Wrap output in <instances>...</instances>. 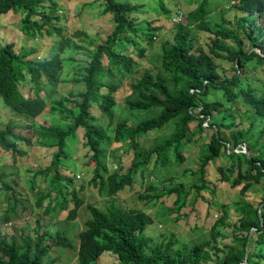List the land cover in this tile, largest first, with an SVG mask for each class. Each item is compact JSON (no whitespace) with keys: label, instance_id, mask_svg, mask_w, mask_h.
Masks as SVG:
<instances>
[{"label":"trees","instance_id":"16d2710c","mask_svg":"<svg viewBox=\"0 0 264 264\" xmlns=\"http://www.w3.org/2000/svg\"><path fill=\"white\" fill-rule=\"evenodd\" d=\"M96 1L101 3L102 12L111 16L114 25L111 32L96 43L88 40L86 32L75 30L72 35L93 46L89 49L66 36L63 28L54 23L61 17L56 10L59 0H0V16L9 11L24 12L21 31L26 37L33 39L44 32L58 36L54 41V53L41 60L31 57L34 48L16 51L14 41L0 45L2 103L11 111L31 119L42 114L48 106L70 118L67 124H42L39 128L33 122L18 124L8 119L0 127V149L10 152L16 162L17 156L26 154L20 144L30 146L35 136L40 137L42 145L55 146L49 164L33 174V178L37 174L49 178L47 189L39 194L35 204L41 207L48 199L44 208L46 214L52 212L55 217L66 211V218L70 220L76 218L82 206L89 212L84 228L78 232L77 246L59 230L50 242L43 243L49 235L43 230L33 241L25 237L21 244L1 238L0 231V264H53L55 259L44 260V257L49 250L60 247L76 249L79 264H96L104 251L116 254L121 264H264V77H259L256 72V75L252 74L253 70L261 68L264 76V24L255 22L258 16L264 18V0H226L227 9L235 13L238 29L245 32L244 37L238 29L227 28L221 22L215 23L216 28L212 27L207 17L210 0H190L194 6L188 12L178 9L177 13L185 17L174 23L172 40L160 43L159 66L155 69L135 67L138 58L144 56V45L137 48L135 55L125 48L126 44L136 41L150 42L155 36L154 31L159 29L153 25V19L138 20L131 16L143 2ZM157 5L163 13H168L164 0H157ZM222 19L227 24L233 23ZM195 30L213 34L207 50L195 44ZM67 49L87 52L85 73L75 79L83 82V89L69 93L68 97L54 98L62 79L63 53ZM223 61L228 62L233 73L221 79L218 67ZM26 80L32 92L27 96L20 89ZM124 84L127 91L123 102L129 112H154L134 125L129 124L127 118L114 121L113 107ZM92 105L99 110L100 119L102 116L107 118L106 126L100 122L99 115L93 113ZM239 105L245 109L240 110ZM234 110L244 115L249 112L255 118H249L247 128L232 130ZM214 112L223 114L218 119ZM194 120L197 126L189 131L188 123ZM205 121L211 131L204 128ZM169 124L173 129L169 136L156 138L153 145L143 149L142 142L151 130ZM112 125L113 135L109 136L107 129ZM78 128L82 129L83 145L87 147V164L92 165L89 183L97 188L100 197L105 198L101 206L85 202L79 195L84 183H76L73 173L64 175L61 172L62 159L68 157L66 139ZM202 132L207 133L208 141L202 144L201 163L193 171L198 182L187 191L179 187H161L159 193H139L138 198L151 200L162 194H173L172 206L167 213L176 212L173 221H177L180 209L187 205L191 208L202 189L214 192L204 180V166L223 157L228 164L217 167L221 179L231 181L233 186L241 184L242 195L254 184L262 183L256 189L262 191L261 199L257 204L237 200L234 207L238 218L233 223L227 221L226 206L220 204L209 238L189 247L178 246L173 232L167 239L153 240L144 232L153 217L141 209L127 207L126 201L122 200L124 205H119L115 199L119 197V191L132 186L137 173L144 174L150 165L165 166L170 161L169 155L173 161L181 163L185 159L181 150L183 143L202 139ZM113 143L124 152H132V156L126 166L120 162L121 155L118 156V165L111 170L107 160ZM241 145L247 152L235 150ZM13 175L15 173L0 171V191L11 193L12 197V204L0 214V225L11 220L18 202L16 194L22 193L16 188L18 179ZM37 188L32 181L30 190ZM147 190L157 191V188L148 183ZM70 202L73 205L69 208ZM188 213L185 211L184 215ZM41 226L37 221L36 227ZM222 226L230 227V232L225 233ZM225 236H229L231 242L219 245V239Z\"/></svg>","mask_w":264,"mask_h":264},{"label":"rangeland","instance_id":"374dc122","mask_svg":"<svg viewBox=\"0 0 264 264\" xmlns=\"http://www.w3.org/2000/svg\"><path fill=\"white\" fill-rule=\"evenodd\" d=\"M135 1V0H134ZM211 4L208 6L210 10L207 13V17L213 28H216L215 23H224L227 28L238 29L237 23L234 21L235 13L233 10L227 9L226 0H210ZM137 2H143V6H140L135 10L131 16L141 19H153V25L159 27L154 31L155 36L150 42L145 40L142 42H135L126 44L125 48L127 52L135 55L138 47L144 45L145 53L143 57H139L135 67L137 69L143 68H156L159 66L158 53L160 52V43L164 40H172L174 23L184 19L185 15L177 13L181 10L188 12L194 6V2L190 0H164V6L169 9L168 13H163L158 8L157 0H137ZM47 3V2H46ZM156 7V10H154ZM184 7V8H182ZM57 12L60 14V21L54 22L63 28V33L66 36H70L77 44H83L89 49H93V46H89L85 41L72 35L75 30H81L87 33L88 40L96 43L99 40L105 38V36L111 32L113 28V21L111 16L102 12V5L96 0H59ZM178 14V16H176ZM24 15L23 11L13 12L9 11L6 14L0 16V45L8 41L15 42V50H28L34 48V53L31 57L36 59H43L49 57L54 53V41L58 36L54 34H47L37 36L36 38H28L21 31V19ZM222 18L231 20L232 24L223 22ZM256 24H264V18L258 16L255 20ZM146 25V24H144ZM240 36L244 37L245 32L239 30ZM153 32V30H152ZM256 30L254 31V34ZM195 37V44L201 46L207 50L210 47V40L213 34L205 30H195L193 32ZM227 42L226 39L223 40ZM230 45L234 47V43L230 42ZM258 50V49H257ZM222 52V51H221ZM64 66L62 79L58 85L57 93L54 98L68 97L69 93H76L83 89V82H77L75 79H80L84 72L83 67L88 61V55L85 50H71L67 49L63 53ZM228 62H221L218 67L220 78L229 77L232 75V71L228 68ZM252 68V63L250 64ZM258 74L263 78L261 68H257L252 71L253 75ZM264 80V79H263ZM22 93L27 96L32 92L29 89L28 80L24 81L20 85ZM126 84L118 91L117 103L113 107L115 112V122L122 118H127L129 124H135L137 121L148 117L151 113L142 112H129L123 102L124 95L126 94ZM49 101V100H48ZM69 102L66 104L68 105ZM239 109H245L244 106L239 105ZM93 113L99 115V120L102 125L106 126L107 118L102 116L100 119L99 110L92 105ZM231 111V108H228ZM156 113V112H155ZM215 115H218L214 112ZM235 126L234 129L247 128L249 118H255L250 116L249 112L244 115L242 112L233 111ZM222 112L218 115L222 116ZM8 119L14 120L16 123H34L39 128L42 124H57L69 123L70 118L62 116L59 113L52 111L49 106L44 110L42 114L35 119L27 118L24 115L15 113L6 107L0 99V127H3ZM256 125V124H254ZM61 126V125H60ZM197 126V121H190L188 123L189 131H192ZM204 128L207 131H211L207 127V121L203 122ZM172 126L169 124L161 129H153L148 134L147 138L142 142L143 149L149 148L154 144L156 138H162L169 136L172 131ZM256 132V131H253ZM109 136L113 135V125L107 129ZM226 133L229 131L226 129ZM256 133H254L253 138ZM202 139L194 141H185L182 145V152L185 159L181 163L173 161L172 155H169L170 161L165 166L152 165L149 166L148 171L144 174L137 173L135 175L132 186H126L119 191L116 202L119 205H124L123 201H126V206L131 208H138L147 212L153 217V222L148 224L145 228V234L152 237L153 240L167 239L168 235L173 232L176 233L178 246L189 247L192 243L199 242L203 239L209 238V231L212 223L219 215L218 206L224 204L227 209L229 223H233L238 218V213L235 209V202L239 199L249 201L253 204H257L262 195V191L256 190L260 188L262 183L254 184L245 194L240 193L241 184L233 186L231 181L221 179V174L218 170L219 165L228 164V161L223 157H218L215 161H210L204 166V180L208 183L209 188H214V192L202 189L190 208L189 205L184 206L179 211V218L177 221H173L176 212L167 213L169 207L172 206L173 194H162L159 198L151 200L139 199V193H159L161 187L172 188L179 187L184 191H187L191 185L197 183V175L193 173L198 169L201 155L202 144L208 141L207 133L202 132ZM195 138V139H196ZM84 138L82 137V129L78 128L73 136L66 139L65 149L68 153V157L62 159L64 165L61 168L62 174L73 173L76 178V183H84V189L79 193L83 197L85 202H93L99 206L104 202L103 197H100L97 192V188L89 183V179L92 175V165L87 164V147L83 145ZM20 147L26 150V154L23 156H17V161L13 162L10 152L0 149V171H5L8 174L15 173L12 177L18 179L17 189L22 193H17L16 197L18 202L16 204V211L11 215V220L2 223L0 225L1 238L7 241H15L18 244L23 242L25 237L35 239V235H39L43 230L47 231L49 235L43 239V243L50 242L54 238L55 231H62L68 239H70L74 246L78 245V232L84 228V222L89 216V212L82 206L77 213L75 219L70 220L66 218V211H62L57 216L53 217V213L46 214L44 208L48 202V199L43 201L41 207L35 204L39 194H42L48 187L49 178H44L42 175L37 174L33 178V174L36 170L47 166L51 159V154L56 151L55 146H44L40 143V137H34V142L27 146L20 144ZM118 144L113 143L108 151L107 166L109 169H115L118 165L117 157L121 155L120 162L125 166L129 163L132 156V152H124L122 148H116ZM236 151H245L244 145L238 146ZM234 176H231V179ZM32 181L38 187L31 191L30 186ZM150 183L157 188V191L147 190L146 186ZM194 191H192V196ZM191 196V197H192ZM193 198V197H192ZM190 198V200L192 199ZM123 200V201H122ZM24 207H22V203ZM12 204L11 193L6 191H0V214L6 210L8 206ZM72 202L68 204V207H72ZM189 213L185 216L184 212ZM184 215V216H182ZM42 224L40 228L36 227V224ZM221 229L225 233L230 232V227L222 226ZM231 238L225 236L219 239V245L223 243H230ZM53 255V256H52ZM51 260L53 264H79L76 256V249L57 248L56 250H49L48 254L44 257V260ZM96 264H121L116 254L110 251H104L97 259Z\"/></svg>","mask_w":264,"mask_h":264}]
</instances>
